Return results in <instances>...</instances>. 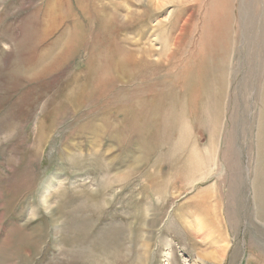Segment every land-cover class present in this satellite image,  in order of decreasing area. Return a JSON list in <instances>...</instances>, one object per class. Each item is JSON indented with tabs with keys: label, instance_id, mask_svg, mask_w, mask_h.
Returning a JSON list of instances; mask_svg holds the SVG:
<instances>
[{
	"label": "rangeland",
	"instance_id": "rangeland-1",
	"mask_svg": "<svg viewBox=\"0 0 264 264\" xmlns=\"http://www.w3.org/2000/svg\"><path fill=\"white\" fill-rule=\"evenodd\" d=\"M136 1L103 0L102 9V0H0V264H114L108 257L115 249L123 255L117 264H198L201 252L219 246L202 244L185 230L183 219L194 222L186 212L201 195L218 203L229 242L223 257L207 263L264 264V220L251 192L264 80V0H223L224 8L230 5L227 20L216 16L209 0H158L163 7L157 0ZM47 4L56 11L41 35ZM217 24L235 42L225 63H213L211 71L218 89L212 143L207 105L205 114L199 112L202 126L180 134L186 142L158 138L161 144L144 163L129 169L133 156L145 154L143 145L135 131L106 123L105 110L118 120L116 108L133 101L142 84L178 73L187 62L207 72L210 85L209 71L200 66L201 33L207 41ZM93 40L94 64L108 65L106 54L115 63L132 57L135 64L146 56L144 75L113 86L109 72H91L86 59ZM193 143L211 162L199 173L193 159L190 181L206 176L187 184L171 178L175 169L163 152L174 145L183 153L177 168L183 167Z\"/></svg>",
	"mask_w": 264,
	"mask_h": 264
},
{
	"label": "bare ground",
	"instance_id": "bare-ground-1",
	"mask_svg": "<svg viewBox=\"0 0 264 264\" xmlns=\"http://www.w3.org/2000/svg\"><path fill=\"white\" fill-rule=\"evenodd\" d=\"M153 1L137 0L136 2H142V3L146 2L155 5L156 1L155 0ZM160 1H158V4L156 2V4L160 7L161 6L163 7L162 2ZM242 2L245 3L246 1H242ZM96 5H99L98 1ZM100 5L102 9L107 8L104 6L105 3H103V0H102V4ZM209 7H212L213 10H215L216 16L218 15L220 17L222 14H224L225 16L224 20H227L228 11L230 7L229 4L226 8H224L223 0H209ZM230 9L232 10V8ZM98 10L100 11V8ZM126 10L129 11L128 7ZM55 11H56V6L54 7V5L52 4L46 5L44 9L43 17L42 19L40 18L43 26L41 35L47 29V26L48 25L50 26L49 23L53 20L52 16L54 15L53 13ZM100 13L102 12L100 11ZM135 14L139 15V13L137 12ZM73 25H75V23ZM216 26H218L215 28L217 30H214L216 31V33L214 32L211 38H207V41H205L206 34L204 33V31L203 33H201L202 35L201 43L204 45V48L202 50L200 49L201 51L200 56L201 59L203 58L205 60L204 61L201 60L200 66L204 71H209L210 85H207L208 82L207 72H199L195 68L196 63L194 64L193 67L192 66L190 67V65L187 62L186 64H183V66L179 69L178 73H176L175 71H173L175 73L173 72H165L164 74L161 73L163 76H160V78L158 77L159 79H155V81H151L150 83L147 84H142L139 88L137 87L138 89L136 90V93L138 95L134 97V100L130 102L127 101L126 103H124L123 106H119V108H116L121 116L118 118V120H116L117 117H115V119L111 121L112 117L110 116V112L105 110L106 112L104 119L106 120V123L109 124L112 122H116L117 124H120L122 127H124V130L125 128H127L129 131L130 130L135 131V133H138L137 137L138 136L139 138L141 137V139L138 138V142L139 144L143 145L145 154L140 153L139 156L138 154L136 156H133L132 161L127 166L129 169L134 170V168H138L139 166L142 165V163H144V161L147 159L146 156L149 155L150 153H153L157 149L156 147L157 144H161L158 143L160 142L158 138L162 139V141L177 140L178 142L183 143L185 140L186 142L187 140L185 139V137H183L180 134L182 132H184V135L189 134L192 132V130L197 129L201 125L199 123V120H201L203 117L200 118L199 114L201 112L202 114H205L203 112H206L205 110L207 105H208V110H210V112L212 113L210 119L211 120L210 125L212 124L211 129L212 126L213 127L216 126L218 119L216 117V113L214 112L216 111L215 103H214V93L215 92L218 93V89L216 91L214 80L211 75L212 74L211 71L213 70V66L215 65L216 62L219 64L221 63V65L222 63L223 64L225 63L224 60L228 59L227 53L229 52L231 44L235 42L234 38L233 40L229 39V41L228 39H226V34H223V30L225 29L222 30L224 24L223 25L221 24L220 26L219 24H217ZM113 28H118V26L114 25L112 27H109V29H113ZM82 33L83 31L81 30V34ZM70 36L72 37V39L74 38L72 35ZM215 44H217V50L215 49ZM170 49H171L170 50L171 53H173L174 49L171 47ZM222 49H223V55L222 53H220L222 52ZM96 50L98 51V47H96L95 41L93 40V45L89 52L91 55H89L90 58L86 59L87 60L86 64L89 61L91 72H98L99 70H102L101 72H105V73L109 72V74H111L112 76L111 77L112 79L110 80H112L113 86L117 84L115 83L116 81L119 82L121 81L120 83H129V82L134 83L136 81L135 79H138L139 74L141 75L143 74L140 72H143L142 64L144 65L146 64V62L144 61V58L146 56L141 57V59H139L140 60L139 64L138 63L135 64V62H133L132 59H130L132 57H129V54H128L129 57L128 59L126 58L127 56L126 57L120 56L119 57L120 61H117L116 63L112 60V58H108V55L106 54L105 56H103V59L104 61L109 62V64L106 66L103 64L96 65L94 64V60L92 58L93 52L97 53ZM119 53H123V50H120ZM140 54L141 53H139L138 55ZM225 56L227 58H225ZM182 60H180L179 62H181ZM227 66L228 63L226 64V67ZM130 72H134L133 75L135 77L134 76L132 77L131 76L132 74ZM153 75H157V73L155 72L153 73ZM168 76H170V78H168ZM91 77L93 78L94 74ZM154 85H156L157 87H154ZM164 85H167L166 91H162L160 89V86H164ZM260 86H261L260 88L261 106L259 110V117H260L259 135L257 136L256 139L257 142L256 146L258 153L257 154L258 167L257 169L254 170L255 184L253 186L254 190L252 189L251 192H252L253 203L255 206V213H257V216H259L260 219L264 220V213H262L264 212V80ZM199 87H201V89L198 91ZM76 93L77 94L81 93L78 91V88ZM113 124L114 123L111 124L112 127ZM117 131L119 132L118 127H117ZM214 131L215 128L212 129V133L209 138L211 139L210 140L211 143H212V138H214ZM175 136L178 137L173 138ZM149 137L154 138L153 142L149 140ZM170 146L171 148L168 147L167 151L163 152V154L166 157L168 164H171V166L175 169L172 172L171 178L173 177L176 180H178L179 178L181 179L184 178V181L187 182V184L192 183L194 181L195 183H197L198 180L204 179L206 175L200 174L193 181L191 180L192 181L191 182L190 181L191 176L190 175L188 176V174H191L192 171H194L197 167L194 166V168L192 169L193 159L198 160V167L196 170L198 172L204 171L207 168V166H209L211 161L209 160L210 155L208 154V152H204L205 150L203 148H199L196 146L195 143H193L192 145H190V148H188L187 152H184L185 164L183 165V167L177 168L176 163L182 158L183 153L178 154L177 152H174L175 146L174 145H170ZM175 153H177L176 157L174 156L176 155ZM154 164H156V162ZM177 176H179V178H177ZM168 180L169 178L167 179L166 182H168ZM195 183H193L192 185H194ZM48 189L49 188H47L46 191ZM200 194H204V193L202 192L197 193V196ZM41 200L44 203L46 201L42 198ZM193 201L195 202L192 204L193 205L192 209L187 208V210L189 209L190 212L187 211L186 216L194 218L193 219L194 222H189L188 220L182 218L183 222L188 227V229L185 228V230H188L189 234H192L193 236L196 235L200 236V238L202 239L201 241L202 244L207 243V241L209 240V243L213 242V244H215L216 247L217 242L219 243V246L216 248L215 251L201 252L197 256L198 264H208L207 263L208 258L212 259L213 261H218V259H220L221 256L224 255L229 248V242L227 239L228 232L226 234L222 215H220V213L218 212L219 211V207L217 205L218 203L216 204L213 203L214 206L211 205L210 202H208L207 197L205 195H201L200 197H198V199H194ZM228 208L230 209V206H228ZM181 216L183 217L185 215H181ZM155 222L158 221L155 219ZM261 233L262 232L260 230V234ZM212 236H215V238L213 237L212 239ZM112 252H113L112 253L113 255L111 257L112 260L109 257L108 259L111 262H114V264H117L118 262L121 261L123 255L117 249H115Z\"/></svg>",
	"mask_w": 264,
	"mask_h": 264
}]
</instances>
